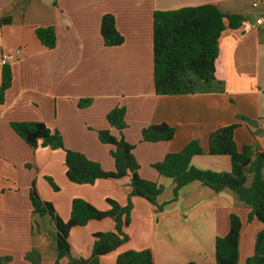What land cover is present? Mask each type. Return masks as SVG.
<instances>
[{"label":"crops","instance_id":"1","mask_svg":"<svg viewBox=\"0 0 264 264\" xmlns=\"http://www.w3.org/2000/svg\"><path fill=\"white\" fill-rule=\"evenodd\" d=\"M258 2L254 7L252 0H0V58L19 51L9 63L13 80L0 103V263L70 264L66 256L57 261L56 226L50 215L34 211L29 196L33 184L65 221L74 198L108 210L107 198L125 205L131 190L129 177L92 184L70 181L65 152L41 144L32 147L12 123L44 122L61 133L67 148L110 171L115 168L112 147L100 141L98 132L109 129L120 137L107 114L124 106L127 127L122 133L135 146L139 174L161 185L163 192L159 205L132 197L131 221L125 227L129 239L102 255L100 264H115L121 252L143 249L153 252L154 264H216V239L227 234L231 213L243 221L239 264H245L264 227L257 219L248 220L246 203L229 188L216 192L200 181L181 188L175 198L174 179L159 174L153 164L196 140L205 153L192 158L194 167L230 171V156L206 152L210 133L232 123L239 124L234 133L239 148L248 144L264 150V26L255 25V18L264 16V0ZM208 3L245 17L240 27H227L221 34L217 72L222 84L192 94H156L154 12ZM108 13L115 16L124 36L121 45L104 43L100 25ZM48 26L56 33L53 48L43 45L35 33ZM2 69L0 64V86ZM85 98L92 103L82 108L79 102ZM161 122L175 128L173 139L141 140L144 127ZM247 177L250 185L252 175ZM114 229L110 217L73 227L69 233L73 255L88 258L94 234Z\"/></svg>","mask_w":264,"mask_h":264},{"label":"trees","instance_id":"2","mask_svg":"<svg viewBox=\"0 0 264 264\" xmlns=\"http://www.w3.org/2000/svg\"><path fill=\"white\" fill-rule=\"evenodd\" d=\"M244 20V16L223 12L212 3L155 11L153 80L156 94L183 95L219 87L222 82L217 72V61L221 54V34L227 27H240ZM2 21L9 22V19L3 18ZM100 32L106 46L121 45L125 40L117 29L115 16L110 13L103 15ZM35 33L47 48L55 47L57 38L52 26L38 27ZM12 80L11 66L4 65L0 103ZM91 103L92 99L85 98L80 100L79 106L84 108ZM125 116L124 106H116L107 114L109 123L121 132L120 137L109 129L98 132L100 141L112 147L115 168L110 171L103 169L99 162L89 159L84 153L67 148L61 133L52 130L44 122L12 123L14 130L32 147L41 144L62 149L65 152L66 175L72 182L92 184L98 179H130L131 190L127 204L122 205L115 199L107 198L109 209L100 210L87 200L77 197L72 201L67 221L58 215L51 202L42 199L35 184L32 185L29 196L34 211L40 215H50L56 226L57 261L66 256L70 264H100L102 255L116 250L129 239L125 227L131 221L132 197L141 196L159 205L157 199L163 187L140 176V165L133 153L135 146L126 141L122 133L127 127ZM251 121L248 120L249 123ZM238 125L232 123L213 130L206 152L210 155L230 156V171L216 172L194 167L191 164L192 158L205 153L196 140L189 142L181 151L166 154L153 167L159 174L174 179L175 198L181 188L193 181H200L216 192L229 188L248 206V220L257 219L264 224V150L248 144L239 148L234 136ZM174 136L175 128L166 122L146 126L141 131V140L150 143L170 141ZM247 173L252 175L250 185L247 184ZM46 179L54 189H58L51 177ZM106 217L115 221V229L94 234L92 252L88 258L75 257L69 242L70 230L84 226L91 220ZM242 227V218L237 213H231L227 234L216 239V264H239ZM115 264H154L153 252L150 249L127 250L118 254ZM245 264H264V227L257 233L254 253L246 259Z\"/></svg>","mask_w":264,"mask_h":264},{"label":"built area","instance_id":"3","mask_svg":"<svg viewBox=\"0 0 264 264\" xmlns=\"http://www.w3.org/2000/svg\"><path fill=\"white\" fill-rule=\"evenodd\" d=\"M258 0H252V4L254 7L258 5ZM255 25L256 26H264V16H260L255 18ZM19 54V51L12 52V53H6L0 58V64L1 66L9 64L11 61L17 59V56Z\"/></svg>","mask_w":264,"mask_h":264},{"label":"rangeland","instance_id":"4","mask_svg":"<svg viewBox=\"0 0 264 264\" xmlns=\"http://www.w3.org/2000/svg\"><path fill=\"white\" fill-rule=\"evenodd\" d=\"M122 179V178H121ZM107 201V200H106ZM107 204H108V202H107ZM109 205V204H108ZM110 207V206H109ZM107 218V217H106ZM94 242V241H93ZM93 246V245H92Z\"/></svg>","mask_w":264,"mask_h":264}]
</instances>
